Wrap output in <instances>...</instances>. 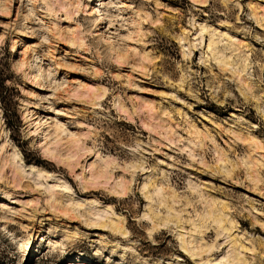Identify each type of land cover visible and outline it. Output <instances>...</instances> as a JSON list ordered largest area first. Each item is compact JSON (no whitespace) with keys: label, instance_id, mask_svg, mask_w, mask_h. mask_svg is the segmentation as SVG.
<instances>
[{"label":"rangeland","instance_id":"374dc122","mask_svg":"<svg viewBox=\"0 0 264 264\" xmlns=\"http://www.w3.org/2000/svg\"><path fill=\"white\" fill-rule=\"evenodd\" d=\"M0 91V264H264V0H0Z\"/></svg>","mask_w":264,"mask_h":264},{"label":"trees","instance_id":"16d2710c","mask_svg":"<svg viewBox=\"0 0 264 264\" xmlns=\"http://www.w3.org/2000/svg\"><path fill=\"white\" fill-rule=\"evenodd\" d=\"M5 77H6V74H4L3 77H1V84H2ZM3 98H4V95L0 91V104L3 102ZM1 107L5 110V107L2 104H1Z\"/></svg>","mask_w":264,"mask_h":264},{"label":"bare ground","instance_id":"6f19581e","mask_svg":"<svg viewBox=\"0 0 264 264\" xmlns=\"http://www.w3.org/2000/svg\"><path fill=\"white\" fill-rule=\"evenodd\" d=\"M32 170H36L37 169V166L33 165V166H30Z\"/></svg>","mask_w":264,"mask_h":264}]
</instances>
